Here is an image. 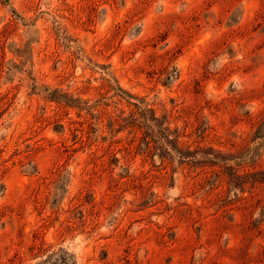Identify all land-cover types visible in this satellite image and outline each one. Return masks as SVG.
Masks as SVG:
<instances>
[{"label":"rangeland","instance_id":"rangeland-1","mask_svg":"<svg viewBox=\"0 0 264 264\" xmlns=\"http://www.w3.org/2000/svg\"><path fill=\"white\" fill-rule=\"evenodd\" d=\"M0 264H264V0H0Z\"/></svg>","mask_w":264,"mask_h":264}]
</instances>
